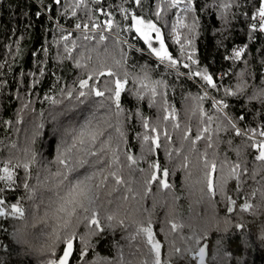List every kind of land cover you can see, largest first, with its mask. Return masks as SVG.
Returning <instances> with one entry per match:
<instances>
[{"label": "trees", "instance_id": "1", "mask_svg": "<svg viewBox=\"0 0 264 264\" xmlns=\"http://www.w3.org/2000/svg\"><path fill=\"white\" fill-rule=\"evenodd\" d=\"M197 2L202 10L192 15L199 17V24L193 44L186 51L194 48L193 58L200 63L192 68H207L220 83L221 91L210 95L225 98L230 104L226 111L233 117L244 115L243 121H236L242 130L259 131L264 127V102L250 97L264 89V34L251 31L249 17L260 0H234V6L227 10L217 6L223 0ZM77 4L80 0H61L58 5L53 0H0V176L4 175L2 168L9 160L12 165L30 162L27 171L22 167L16 169L11 186L0 180V199L6 201L5 207L10 209L15 203L25 210L23 219L11 215L0 217V264H47L49 259L62 254L63 245L56 244L50 255L56 235L63 237L73 229L77 241L70 264H144L145 261L153 264L155 253L149 252L145 234H137L139 227L149 226V221L154 240L161 245V264H200L197 255L200 247L205 248L204 264H264V164L254 159L255 149L242 147L247 137L236 136L231 128L204 133V138L193 145L200 128L207 125L215 130L220 124V119H216L208 125L207 116L196 109L197 102L192 97L203 94V82L190 75L177 76L175 69L160 65L137 33L129 31L130 21L121 11L127 9L129 16L135 12L158 21L169 51L182 62L179 71L187 73L190 70L182 64L189 61L180 55L169 26L175 22L174 13L178 14L179 9H169L166 0H142V6H137L134 0H83L80 7ZM158 4L164 9L159 18L154 15ZM180 7H184L183 2ZM222 12L227 13L230 23L221 18ZM109 19L113 21L112 31L104 25ZM77 23L101 27L98 32H83L77 30ZM179 31L184 42L188 30ZM101 35L107 39L101 41ZM65 45L72 49L70 54ZM245 45L246 54L241 60L228 59L235 49ZM117 60L121 61L120 65L115 63ZM77 61L86 66L77 67ZM102 66L121 79L128 73V84L121 94L124 113L119 116L107 98L108 93L97 97L88 88H79L81 79H87L91 71ZM142 69H148L153 80H164L167 85L157 86L154 98L134 81L142 76ZM241 73L247 85L245 90L237 96L224 97V88L237 90ZM111 79L107 75L93 77L89 84L103 90L104 82ZM138 89L142 99L135 95ZM80 91L86 95L79 96ZM45 97H53L57 102ZM210 102L204 100L202 107L208 115L219 117ZM165 109L174 112L175 119H164ZM141 116L148 120V129L143 127ZM97 126L103 135L95 142L86 136L85 143L77 142L68 156L70 163L79 158L88 161L71 174L70 180L97 173L90 181L93 202L85 201V204L98 213L99 227L84 219L92 215L91 211L85 213L77 208L70 218L58 211L61 201L57 193L64 195V189L57 187L59 178L54 175L64 168L57 156L72 145L82 128ZM117 127L125 133L124 137L119 136ZM152 127L160 133L161 146L150 154L147 148L151 142L145 145L142 137L146 132L155 135ZM188 129L190 134L185 139ZM165 131L170 139L165 138ZM89 150L98 155H89ZM113 150L118 157L115 164ZM205 152L207 160L216 162L217 186L225 157L232 163H241L238 170L242 172L241 179H229L226 185L227 194L236 200L233 211L227 210L230 205L219 194L212 198L208 195ZM128 155L133 156L135 164L127 159ZM154 160L169 170V189L158 187L156 182L146 183ZM245 167L247 172H243ZM109 172H116L122 182L117 184ZM227 174L225 167L223 175ZM104 177V183L100 184ZM24 183L29 185L28 189L23 187ZM245 201L252 205L248 211L241 210ZM110 215L114 219L108 220ZM69 219L65 226V220ZM172 223L183 227L173 230ZM18 237L27 243L18 242ZM80 237L86 241V248L79 243ZM196 239L199 244H194ZM175 248L181 251L177 253ZM81 250L86 255H81Z\"/></svg>", "mask_w": 264, "mask_h": 264}, {"label": "snow or ice", "instance_id": "2", "mask_svg": "<svg viewBox=\"0 0 264 264\" xmlns=\"http://www.w3.org/2000/svg\"><path fill=\"white\" fill-rule=\"evenodd\" d=\"M135 4L137 6H142V0H134ZM184 3V7H180L181 3ZM166 3L168 4L169 9H179V13H174L175 15V22L170 23V28L172 30V33L174 34V42L175 44L179 45L180 48V55L185 57L189 63H183L182 67L184 69L190 70L189 72H180L179 68L181 66V60L178 58H174L173 53L169 51L168 46L165 44L164 34L162 32V27L158 26V21L154 22L153 19H146L144 16L137 15L135 12L131 13V15H128L127 9H121V11L125 15V19H129L130 26L129 31H133L137 34H139V37L143 39V41L147 44L148 48L150 49V52L152 55H154L157 60L159 61L160 65H166L169 69H175L177 76H191L193 78H199V81L203 82V87L205 88V91L202 95L199 93L192 97L197 103H196V109L199 110L201 115L207 116V124L210 125L214 120L220 119V124L217 125V128L215 130L210 129L207 125L200 128V130L197 132L195 139L192 141L193 145H195L196 141L204 138V133H208L210 131L219 132L222 130H227L228 128H231V130L235 133L236 136L241 137H247L246 142L242 146L245 150L248 149H255L256 151L252 153L255 160L262 162L264 164V127H261L259 131L256 128H250L246 131L242 130L240 126L236 123V121H243L245 119L244 115L241 114L239 116L233 117L229 112L226 110L230 108V104L226 102L225 98H217L215 95H210L211 93H218L221 91V85L220 83L214 79L213 75L210 74L207 70V68H203L202 70L200 68L193 69V65H199V60L193 58V53L195 52V49L193 48L191 52L186 51V47H190L193 44V40L195 38L198 24H199V17L197 15H192L193 13H196L200 10H202V6L198 7L197 0H166ZM53 4H61V0H53ZM80 4H83V0H80ZM80 4H77L76 7H80ZM218 7L227 10L229 8H232L234 6V0H223V2L217 4ZM164 11L163 8L158 4L157 10L155 12V16L159 18L161 16V12ZM73 16L76 15L75 12L72 13ZM107 15H111V13H108ZM245 16H247V13H244ZM233 18L235 17V13H232ZM221 18L225 21V23H230V20L228 18V15L226 12L221 13ZM190 19V23H186L185 21ZM250 21V28L253 33L259 32L264 34V0H260V3L258 7L256 8V11L253 15L249 17ZM105 27L108 31H112L113 29V21L111 19L106 20L104 22ZM77 29L81 28V24L77 23L75 25ZM85 28L88 27L87 25L84 26ZM94 27L99 28L101 25L96 24ZM119 27V25H117ZM180 29H187L188 34L184 37V42L181 41V32ZM154 34V36H153ZM85 39H90L89 36H85ZM248 39H252L251 36L247 37ZM65 40L68 39L67 36L64 37ZM107 37L104 35L100 36V40L104 41ZM153 39H155L156 42H158V46L153 45ZM117 43H120V41L117 39ZM75 48V44L73 43L72 49ZM246 48L247 45L243 47H239L234 50L232 55L228 57V59H231L233 61L241 60L245 54H246ZM72 49H69L67 45H65V50L71 52ZM117 65L121 64V61L117 60L115 61ZM77 67H84L86 65H82L79 61H77L76 64ZM40 72V75H43V71L41 69H38ZM142 76H138L134 78V81L136 83L140 84V89L146 90L148 93L151 94V96L154 98L157 95V86H162L164 88L167 87L164 80H153L149 74L148 69H142ZM111 77L112 79L110 81L106 80L104 82L105 87L103 90H101L98 87H92L89 84L90 80H93V77H100L105 76ZM243 73H241V82L236 85V91H233L230 87L224 88L223 93L224 97L228 96H237L238 94L242 93L246 88V82L243 81ZM220 80H223V75L220 76ZM79 88L85 89L88 88L90 92H92L97 97H103L105 96V93H108V99L112 101V104L115 107V114L117 116L124 113V109L121 107V94L125 91V86L128 84V73L125 72L123 74V79H121L115 72H113L110 68L105 70L102 66L99 70H93L88 74L87 79H81L79 82ZM109 84L112 86L109 87ZM138 89L135 93L136 97L138 99H142L143 96L141 95V91ZM162 95H166V93H161ZM68 95L71 96V91L68 92ZM86 93L84 91L79 92V96H85ZM46 99H51L53 103H56L57 101L53 97H45ZM206 99H210V107L214 106L215 110L219 113V117H214L212 115H208V113L205 111V109L202 107V102ZM250 99H261L262 102H264V89H261L258 93L254 94ZM166 115L164 119H169L170 117L172 119H175L174 112H167V109H165ZM129 118V117H126ZM142 124L145 129L149 128V122L147 119H144L141 116ZM10 123V122H8ZM204 121H201V124H204ZM40 127H43V125H40ZM174 127H179V124H174ZM116 131L119 133V136L122 138L124 137L125 133L117 127ZM151 131L155 133V135H148L147 132L143 135L142 139L145 143V145H149V142L151 144L148 146L147 151L150 154H153L155 149H159L160 144V133L157 130L156 127H152ZM164 136L166 139H170L168 137L167 131H165ZM190 134V129L187 130V133L185 135V139H187V135ZM103 135V130L100 129L98 126L95 129H90L88 127H84L79 132L78 136L74 137L73 143L70 147H68L64 152H62L60 155L57 156V161L59 164L63 165L64 168L58 169L57 172L54 174L55 177L59 178V182L57 184V187H63L64 189V195H60V193H57V196L59 197L61 204L58 209L60 212H65L67 216L70 218L73 215L76 214L77 208H80L83 210V212L88 213L89 211L92 212L91 216H85L84 219L88 221L90 225H96L99 227L100 220L98 219V213L95 209H90L86 206L85 201H87L89 204L93 202L92 197L90 193L92 192V187L90 184V181L94 179V177L97 175V173L93 172L91 175H84L83 179L80 178H74L69 179L71 174L77 170L79 167H83L88 161L84 158H79L76 160L75 163H70V157L68 156V153H71L73 148L77 147V142L79 144L85 143V137H89L91 142H95L99 136ZM259 137V139H257ZM208 140L211 141V136L208 137ZM111 143V137H109V146ZM230 143V142H229ZM209 146L211 144L209 143ZM194 150V148H193ZM101 152L104 151V147H101ZM89 155L96 156L98 155L96 152H92L89 150ZM237 154L239 155V149H237ZM169 159L171 158V152L168 154ZM205 160H204V178L205 183L207 187V192L210 198L215 197L217 194H219L221 197L225 198L230 207L227 209L228 211L235 210L236 207V200L233 199L231 196L227 194L226 191V185L229 179H236L240 180L242 172L238 171L241 169V163H232L230 162L227 157H225L224 162L221 165V178L220 183L217 186L214 183V173L216 172V162L215 160H207V153H204ZM34 159V157H33ZM127 159L131 161L132 164L136 163V160L133 158V156L128 155ZM187 161V157L185 158ZM100 163L101 161H97ZM118 162V157L115 154V150H113V158L112 163L115 164ZM30 165V162L25 163H17L15 165H12V161L9 160L2 168V171L4 173L3 176H0V180L6 181L9 186L14 182V177L16 176V169L22 167L26 171L28 170ZM11 166V167H10ZM227 167L228 168V174L225 177L223 175V169ZM151 168V175L146 181L147 184H151L152 182H156L158 187L162 189H169L171 186L168 183V176H169V170L164 167H161V164L154 160L153 163L150 165ZM243 172H247V168L245 167L243 169ZM109 175L114 177L116 180V183H121V178L117 175L116 172H109ZM106 177L102 178L100 181V184H103ZM67 181V183H65ZM23 187L25 189L29 188V185L27 183L23 184ZM99 187V185H97ZM6 201L4 199H0V217L3 216H13L18 217L20 219L24 218L25 210L23 207H21L19 204H12L10 206V209L5 207ZM252 208V205L245 201L242 205V211H248ZM108 220L114 219L113 216H108ZM65 226L70 223L69 220H65ZM120 223H123V221H120ZM178 227H183V225H177L176 223L171 224V228L173 230H176ZM238 227H243V225H238ZM102 230V229H101ZM143 233L145 234L147 238V244L150 245L149 252L155 253V259L153 261V264H161V245L158 241L154 240L153 231L150 226L148 227H139L137 230V234ZM90 234H95L94 232H90ZM77 241V233L73 229L72 231L68 232L65 236L56 235L55 242L53 245L50 246V255L52 254L51 249H54L56 244L63 245V248L61 249L62 254L60 256H57L55 259H49L47 261V264H69V258L73 254L74 249V242ZM18 242L21 243H27V241L23 240L22 237H18ZM194 244H199V240L196 239L193 241ZM79 243L84 244L85 248L87 247V243L84 240L83 237L79 238ZM175 252L179 253L181 250L179 248L174 249ZM189 251H192V249H189ZM81 255H86V252L81 250ZM197 255L200 259V264H204V256H205V248L200 247L197 251ZM144 264H148L147 261L144 262Z\"/></svg>", "mask_w": 264, "mask_h": 264}, {"label": "built area", "instance_id": "3", "mask_svg": "<svg viewBox=\"0 0 264 264\" xmlns=\"http://www.w3.org/2000/svg\"><path fill=\"white\" fill-rule=\"evenodd\" d=\"M85 25H87L88 27H84ZM77 30H81V31H83V32H98L99 31V28H96V27H94V26H89L87 23H82L81 24V28L80 29H77ZM73 31H75V30H73ZM65 37V36H64ZM63 37V38H64Z\"/></svg>", "mask_w": 264, "mask_h": 264}, {"label": "water", "instance_id": "4", "mask_svg": "<svg viewBox=\"0 0 264 264\" xmlns=\"http://www.w3.org/2000/svg\"><path fill=\"white\" fill-rule=\"evenodd\" d=\"M74 252H75V242H74L73 254H74ZM73 254H72V256L69 258V264H70V262H71V260H72V258H73Z\"/></svg>", "mask_w": 264, "mask_h": 264}, {"label": "rangeland", "instance_id": "5", "mask_svg": "<svg viewBox=\"0 0 264 264\" xmlns=\"http://www.w3.org/2000/svg\"><path fill=\"white\" fill-rule=\"evenodd\" d=\"M137 35H138V37H139V34H137ZM153 36H154V34H153ZM139 38H140V37H139ZM141 39H142V38H141ZM142 40H143V39H142ZM154 42H156L155 39H153V43H154ZM157 43H158V42H157Z\"/></svg>", "mask_w": 264, "mask_h": 264}, {"label": "bare ground", "instance_id": "6", "mask_svg": "<svg viewBox=\"0 0 264 264\" xmlns=\"http://www.w3.org/2000/svg\"><path fill=\"white\" fill-rule=\"evenodd\" d=\"M96 25V24H95ZM92 27V26H91Z\"/></svg>", "mask_w": 264, "mask_h": 264}]
</instances>
